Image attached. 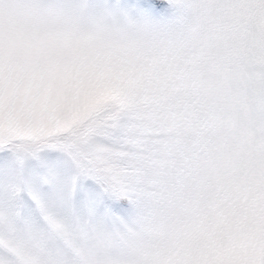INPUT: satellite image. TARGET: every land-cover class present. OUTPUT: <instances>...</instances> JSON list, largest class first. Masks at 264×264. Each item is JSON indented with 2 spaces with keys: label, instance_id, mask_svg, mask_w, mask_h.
Instances as JSON below:
<instances>
[{
  "label": "snow or ice",
  "instance_id": "6c2138e0",
  "mask_svg": "<svg viewBox=\"0 0 264 264\" xmlns=\"http://www.w3.org/2000/svg\"><path fill=\"white\" fill-rule=\"evenodd\" d=\"M0 264H264V0H0Z\"/></svg>",
  "mask_w": 264,
  "mask_h": 264
}]
</instances>
